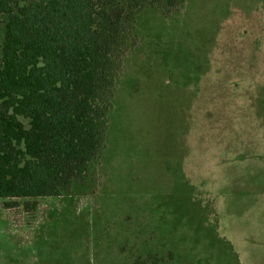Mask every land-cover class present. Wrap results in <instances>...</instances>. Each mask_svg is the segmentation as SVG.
<instances>
[{"label":"rangeland","instance_id":"374dc122","mask_svg":"<svg viewBox=\"0 0 264 264\" xmlns=\"http://www.w3.org/2000/svg\"><path fill=\"white\" fill-rule=\"evenodd\" d=\"M134 28L99 187L0 201V264H264V0Z\"/></svg>","mask_w":264,"mask_h":264},{"label":"trees","instance_id":"16d2710c","mask_svg":"<svg viewBox=\"0 0 264 264\" xmlns=\"http://www.w3.org/2000/svg\"><path fill=\"white\" fill-rule=\"evenodd\" d=\"M184 3L0 0L4 208L17 206L18 199L28 208L38 198L95 193L108 152L118 77L135 41L134 26L146 12L169 17ZM114 253H119L117 247ZM123 262L144 264L138 258Z\"/></svg>","mask_w":264,"mask_h":264}]
</instances>
